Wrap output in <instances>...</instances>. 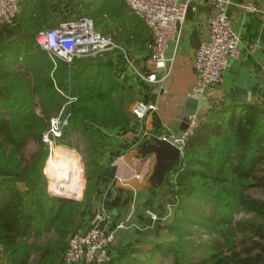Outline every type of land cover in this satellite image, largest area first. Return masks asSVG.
<instances>
[{"label": "trees", "instance_id": "16d2710c", "mask_svg": "<svg viewBox=\"0 0 264 264\" xmlns=\"http://www.w3.org/2000/svg\"><path fill=\"white\" fill-rule=\"evenodd\" d=\"M36 34L31 35L35 43ZM37 62L34 91L43 113L35 108L25 78L10 69L0 73V264H58L77 213L103 170V129L131 118L125 86L103 54L76 58L70 67L62 63L53 72L43 57ZM55 86L75 97L58 141L76 136L84 143L86 183L78 202L50 193L43 172L51 156L41 134L49 114L64 102ZM30 143L35 150L25 157ZM179 164L168 201L174 207L171 221L163 222L167 211L158 210L139 241L105 264H264V108L229 103L208 109L187 139ZM153 202L147 206L153 208ZM240 212L243 216L236 218ZM161 223L171 238L152 237ZM201 228L209 236L196 240L192 236Z\"/></svg>", "mask_w": 264, "mask_h": 264}, {"label": "crops", "instance_id": "0c3cea01", "mask_svg": "<svg viewBox=\"0 0 264 264\" xmlns=\"http://www.w3.org/2000/svg\"><path fill=\"white\" fill-rule=\"evenodd\" d=\"M245 1L231 0L228 7L232 29L239 37V55L231 61L222 81L206 94L208 105L201 115L210 108L229 103L264 108V0H251L258 7L256 12L245 11ZM19 7L14 24L0 27V73L14 70L28 81L29 90H35L33 74L39 70L37 59L43 57L51 66V72L64 62L56 59L53 63L32 41V33L84 15L93 19L97 31L112 36L129 53L130 62L125 61L118 50L103 54V60L125 86L128 110L131 112L135 101L155 105V109L141 119L131 116L125 125L103 129V149L99 153L103 170L96 177L93 193L76 216L74 230L97 226L115 234L111 247V255L115 257L128 243L138 242L147 222L151 221L145 213L150 210L146 202L160 203L161 195L167 196L171 194L170 189L176 188L177 171L168 172L159 185L153 184L155 155L143 154L141 145L152 137L176 135L185 103L196 81L195 51L208 30L212 4L209 0L189 1L178 40L168 41L166 57L170 71L167 75L148 62L146 46L150 32L123 0H20ZM23 19L28 36L23 35ZM252 42L261 47L249 51L247 45ZM149 74L155 75V81L144 79ZM138 168L147 174V178L141 177ZM84 190L79 198L69 201H81ZM169 199H164L166 205H171ZM121 224L127 229L125 237L118 231Z\"/></svg>", "mask_w": 264, "mask_h": 264}, {"label": "built area", "instance_id": "2783aa9c", "mask_svg": "<svg viewBox=\"0 0 264 264\" xmlns=\"http://www.w3.org/2000/svg\"><path fill=\"white\" fill-rule=\"evenodd\" d=\"M133 14L141 19L150 32L147 43L148 62L167 75L168 58L166 49L168 41L178 40L182 24L185 20L190 0H123ZM213 7L206 35L200 40L195 51L194 71L196 81L191 87V94L199 96L211 92L222 81L223 74L233 59L239 55V37L233 31L228 7L231 0H209ZM20 0H0V27L14 24L18 17ZM243 8L248 12L258 11L257 5L247 0ZM38 47L47 53L53 63L62 60L70 67L76 58L90 57L111 53L118 50L125 61L130 62V56L123 46L116 43L112 36L96 30L91 17L81 15L75 19L63 20L57 25L41 30L35 37ZM248 50L253 52L261 45L249 43ZM148 82L155 81V75L144 77ZM63 96L64 102L59 112L49 119L47 128L41 134V141L51 150L63 136L72 116L71 105L75 97L69 92L55 86ZM155 105L135 101L131 107L134 118H143ZM199 110L188 116V126L177 138L161 137L176 146L179 157L184 155L187 139L194 133L201 115ZM180 163V162H179ZM180 165V164H179ZM178 165V167H179ZM178 167L174 170L178 172ZM151 221L157 219L151 210L145 211ZM125 227L121 224L119 227ZM116 236L97 226L85 230H74L66 239L65 251L60 256L58 264H105L110 261L111 247Z\"/></svg>", "mask_w": 264, "mask_h": 264}, {"label": "rangeland", "instance_id": "374dc122", "mask_svg": "<svg viewBox=\"0 0 264 264\" xmlns=\"http://www.w3.org/2000/svg\"><path fill=\"white\" fill-rule=\"evenodd\" d=\"M30 92H31V95L33 97L32 99H34L35 102H36V104H37L35 108H37V110L39 112H42L43 113L44 107L39 104V101H38V99L36 97L35 91L34 90H31ZM61 107H62V105H60V107H58L56 110H54L53 112H51L49 114L48 119H47V123L49 122V119L51 117H53L54 115H56L59 112V110L61 109ZM125 107L128 110L129 105L127 104ZM129 113L131 114V116H133L130 111H129ZM67 143L65 141H63L61 143H59V141H57L56 145H54L51 150L48 148L47 157L48 156H51V160L46 165L48 172L46 171L45 165L43 167V172H44V170L46 172V173L45 172L44 173H45V175L47 177V189L50 191V193L56 194L54 192V190H53V187H54V183H55V181L57 179V175L53 172L52 165L57 160L58 153H66L67 155H71L75 159L76 166H77V170H78V173H77V176H76L77 192H76L75 198H79L81 196V194L83 193V190L85 188V183H86V181H85V164H84L85 162H84V158H83L82 153H81V152H84V143H83L82 139L77 138L76 136H72L71 139H69V141ZM34 150H35L34 144L33 143H30V144H28V146L25 147V149L23 151V154H24L25 157H28ZM45 164H46V162H45ZM137 171L139 172V174H141V177L142 178H144V177L147 178V176H146L147 174L145 175L140 170V168H138ZM52 181H53V184H52ZM50 184L52 185L51 186V189L53 191L49 187ZM164 187L166 188L165 185H164ZM79 188L81 189V193H80V196L78 197L79 191H80ZM250 193L253 196L261 197L260 192L258 190H256V189L250 190ZM56 195L61 196L60 194H56ZM62 196L63 197H69V196H66V195H62ZM162 196L163 195L160 196V199H161L160 203H159V201L153 202V208H149V209L154 214H156V216H157L158 210L159 211L160 210L167 211V213H166L167 216L165 217V219L163 221V222L167 223V222H170L171 221V217L174 214V207H172L171 205H164V203H165L164 199L165 198L166 199L167 198H171L172 195L171 194H168L167 196H165V195H164V197H162ZM242 216H243V213L242 212L235 214V217L236 218H239V217H242ZM165 223H161V224L158 225L157 233H154L152 235V237L157 236V237H160L161 239H169V238H171V237L165 236L166 235L165 234ZM203 229L204 228H201V230H199V235L196 234V235H193L192 237H195L196 240H201V239H204L205 240L206 238H208V236H209L208 233L205 230H203ZM49 234H50L49 232L45 233L43 236L40 237V239L41 240H44V238L46 237V235H49ZM52 237L54 238L56 236L53 235ZM166 262H167V260L164 261L163 264L166 263ZM30 264H33V262H31Z\"/></svg>", "mask_w": 264, "mask_h": 264}, {"label": "water", "instance_id": "95a60500", "mask_svg": "<svg viewBox=\"0 0 264 264\" xmlns=\"http://www.w3.org/2000/svg\"><path fill=\"white\" fill-rule=\"evenodd\" d=\"M207 105L208 101L206 95H189L185 103V109L183 111V115L179 123L177 133L175 135L177 138H179L182 132L187 128L188 116L194 114L199 110H204ZM141 152L143 154L154 153L155 155L156 164L153 168V172L151 175V180L154 185H159L165 178V175L170 171H174L178 167L180 162L179 151L176 146L161 137H152L150 139L145 140L141 145ZM59 197L65 198L67 200L75 199L73 197H63L62 195ZM118 231L121 236L125 237V234L127 232L126 227L121 226L118 228Z\"/></svg>", "mask_w": 264, "mask_h": 264}, {"label": "bare ground", "instance_id": "6f19581e", "mask_svg": "<svg viewBox=\"0 0 264 264\" xmlns=\"http://www.w3.org/2000/svg\"><path fill=\"white\" fill-rule=\"evenodd\" d=\"M52 170L57 175L53 190L75 198L77 192L76 176L78 173L75 159L66 153H58L57 160L52 165Z\"/></svg>", "mask_w": 264, "mask_h": 264}]
</instances>
